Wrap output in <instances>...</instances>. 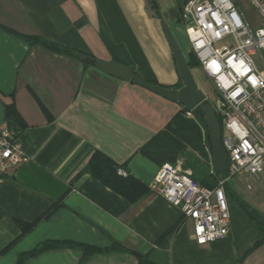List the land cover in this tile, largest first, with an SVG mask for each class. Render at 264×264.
<instances>
[{
    "label": "crops",
    "instance_id": "obj_1",
    "mask_svg": "<svg viewBox=\"0 0 264 264\" xmlns=\"http://www.w3.org/2000/svg\"><path fill=\"white\" fill-rule=\"evenodd\" d=\"M186 1L0 0V129L11 131L27 157L0 171V264H16L20 252L43 240L98 249L83 257L80 248L60 246L27 258V264H264V242L247 253L262 231L242 207L230 204L227 236L198 244L191 220L149 188L165 163L180 162L203 186L221 178L212 172L205 123L192 110L25 39L131 65L147 81L172 87L180 77L163 26L188 60L192 53L183 33L190 26L180 15ZM232 1L239 11L250 6L249 0ZM190 70L209 98L201 83L209 79L198 62ZM11 102L24 127L7 124L5 106ZM95 152L140 184L130 193L134 201L88 170ZM231 181H242L232 177L223 185L233 197ZM257 182L245 187L249 200H235L264 217V174ZM18 221L34 226L18 237Z\"/></svg>",
    "mask_w": 264,
    "mask_h": 264
},
{
    "label": "built area",
    "instance_id": "obj_2",
    "mask_svg": "<svg viewBox=\"0 0 264 264\" xmlns=\"http://www.w3.org/2000/svg\"><path fill=\"white\" fill-rule=\"evenodd\" d=\"M259 23L251 25L232 0H187L180 9L186 37L212 87L207 100L221 129L227 169L214 187L203 186L180 162L162 164L150 189L190 219L192 238L207 244L229 234L230 209L224 184L232 177L247 189L264 174V0H249ZM227 40L217 47L218 42ZM9 129H0V171L27 157ZM125 176L126 171L117 168Z\"/></svg>",
    "mask_w": 264,
    "mask_h": 264
},
{
    "label": "trees",
    "instance_id": "obj_3",
    "mask_svg": "<svg viewBox=\"0 0 264 264\" xmlns=\"http://www.w3.org/2000/svg\"><path fill=\"white\" fill-rule=\"evenodd\" d=\"M25 38V37H24ZM26 40H28L31 43L34 42H39L45 47L49 48L50 50L70 54L77 56L78 58H81L82 61H84L85 64L93 63L94 57H91L89 55H82L78 54L76 52H73L72 50L65 48L63 46H59L57 44H54L52 42H48L46 40H42L39 38H31V37H26ZM194 55L192 54L189 56L190 58L188 59V65L190 68H192L194 65L197 64V61ZM153 83V82H151ZM157 84V83H153ZM168 87V86H167ZM193 113L200 119L199 121L204 123V115L201 109L193 108ZM19 113L17 112L14 103L7 104L5 106V117L7 119V124L10 125L11 129L12 128H21L24 127V122L22 118L18 115ZM117 165L114 164V162L107 157L106 155L100 153V152H95L92 157L90 158L89 164H88V170L92 173V175L95 178H98L102 183L106 184L107 186L111 187L112 190H115L126 197L130 198L132 201L135 200V197L130 195L131 191L133 192L134 190H137L136 187H140V184L130 175H125L121 176L117 173ZM223 175L224 173H220ZM218 182V181H217ZM216 182V184H217ZM215 185V184H214ZM226 185V184H225ZM209 187H214L209 186ZM225 188V187H224ZM140 190V189H139ZM145 192V190L139 191V194L136 197L142 196V194ZM240 207H242V210L246 212V214L255 221V223L258 224L262 231L261 238L257 240L250 248L247 249V253L252 251L254 248L258 247L260 244L264 242V217L261 216L256 210H253V208L246 202L241 201L239 202ZM50 211H48L49 213ZM18 226L20 227L21 234L18 236L20 237L23 235L26 231H29L32 226H34L33 223H24L21 221L17 222ZM18 239V238H17ZM60 246H67L71 248H80L84 255L83 257H86L87 254H90L91 252L97 250L95 246L88 245L87 243H80V242H75L71 240H43L37 244L34 245L31 249L27 251L20 252L17 256V261L16 264H27V258L29 257H35V255L39 254L42 251L60 247ZM114 247H121L118 243L114 242L113 243ZM132 254L136 255L139 260L142 259V257L138 254H135L132 252ZM86 255V256H85Z\"/></svg>",
    "mask_w": 264,
    "mask_h": 264
},
{
    "label": "water",
    "instance_id": "obj_4",
    "mask_svg": "<svg viewBox=\"0 0 264 264\" xmlns=\"http://www.w3.org/2000/svg\"><path fill=\"white\" fill-rule=\"evenodd\" d=\"M165 28V37L177 66V71L180 77V82L172 87L163 86L160 84H153L146 79L140 72H135L134 66H127L116 61L93 60V64L99 69L109 73L113 76L123 80H131L136 85L142 86L161 97L176 101L181 104L185 110H193L199 108L204 115L205 131L208 137V143L211 151V164L213 173H222L227 169V155L221 142L220 122L216 115L215 109L210 105L206 96L200 88H198L190 67L188 60L182 54L179 46L176 44L171 32Z\"/></svg>",
    "mask_w": 264,
    "mask_h": 264
},
{
    "label": "rangeland",
    "instance_id": "obj_5",
    "mask_svg": "<svg viewBox=\"0 0 264 264\" xmlns=\"http://www.w3.org/2000/svg\"><path fill=\"white\" fill-rule=\"evenodd\" d=\"M240 13H241V16H244L247 20H248V22L251 24V25H253V26H257L258 25V21H259V19H258V16L256 15L257 13L249 6V5H246V7H244V9L243 10H241L240 9ZM183 37H184V39H185V42H186V44L188 43V40H187V37H186V35L183 33ZM226 41L227 40H224V41H221V43L220 42H218L217 44H216V46L217 47H220L222 44H225L226 43ZM201 83H203V85H204V87H205V89H206V91H207V95H209V96H211L210 94H212V87H211V84L209 83V82H207V79L205 78V79H203L202 81H201ZM258 183V182H257ZM257 183H253L252 184V186H254V185H256ZM233 184V181H231L230 182V185H232ZM264 184V183H263ZM232 190L234 191L233 193H234V195L235 196H233V197H230L229 195H227V198H228V203H229V207H230V204H234L237 208H239L240 210H241V208H240V205L237 203V201L235 200L236 198H241V199H246V200H249L248 198H247V190H246V188H245V185L243 184V182H242V184L241 185H239V186H234V185H232ZM236 197V198H235Z\"/></svg>",
    "mask_w": 264,
    "mask_h": 264
}]
</instances>
